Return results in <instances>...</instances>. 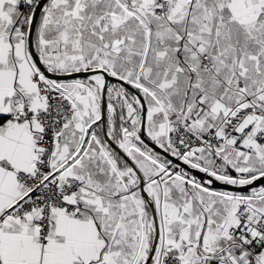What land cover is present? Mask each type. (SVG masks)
Here are the masks:
<instances>
[{
  "label": "snow or ice",
  "instance_id": "1",
  "mask_svg": "<svg viewBox=\"0 0 264 264\" xmlns=\"http://www.w3.org/2000/svg\"><path fill=\"white\" fill-rule=\"evenodd\" d=\"M0 264H264V0H0Z\"/></svg>",
  "mask_w": 264,
  "mask_h": 264
}]
</instances>
